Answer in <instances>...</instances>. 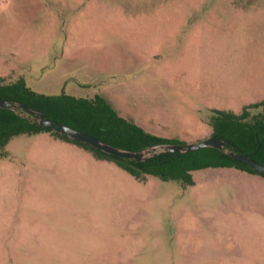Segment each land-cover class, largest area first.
Instances as JSON below:
<instances>
[{
    "label": "rangeland",
    "instance_id": "rangeland-1",
    "mask_svg": "<svg viewBox=\"0 0 264 264\" xmlns=\"http://www.w3.org/2000/svg\"><path fill=\"white\" fill-rule=\"evenodd\" d=\"M0 77L197 142L213 109L264 100V0H0ZM8 151L0 264H264L262 174L140 181L49 132Z\"/></svg>",
    "mask_w": 264,
    "mask_h": 264
},
{
    "label": "trees",
    "instance_id": "trees-1",
    "mask_svg": "<svg viewBox=\"0 0 264 264\" xmlns=\"http://www.w3.org/2000/svg\"><path fill=\"white\" fill-rule=\"evenodd\" d=\"M0 98L20 104L16 110L0 107V158L9 156L8 144L15 136L49 132L56 138L72 141L90 150L99 159L114 161L140 181L153 175L163 180L178 179L184 185L192 184V171L205 168L234 167L262 174L224 150L214 147L191 151H164L142 161L113 155L40 125L38 116L28 111H40L49 118L131 151H142L166 143H181L175 138L151 132L131 118L121 115L101 95L94 98L66 93L47 95L33 90L23 77L9 82L0 77ZM257 108L262 110L252 114L251 110ZM209 124L212 127L211 136L225 139L230 148L264 163V100L245 106L239 114L213 109Z\"/></svg>",
    "mask_w": 264,
    "mask_h": 264
},
{
    "label": "water",
    "instance_id": "water-1",
    "mask_svg": "<svg viewBox=\"0 0 264 264\" xmlns=\"http://www.w3.org/2000/svg\"><path fill=\"white\" fill-rule=\"evenodd\" d=\"M18 105L20 104L17 102L0 98V107L16 110ZM28 111L29 113L38 116V122L40 125L46 128H50L56 132L62 133L73 139L79 140L84 143H88L93 147H96L100 150H103L113 155H118V156L126 157L129 159H135L136 161H142L150 156H153L157 153L164 152V151H170V152L191 151V150H196V149H200L203 147H214V148L224 150L226 153H228L230 156H232L236 160L247 163L257 172L264 174V163L263 162L255 159L251 155L245 154L243 152H238L230 148L229 146H227L225 139L221 137L210 136L206 139L199 140L193 143H166L162 145L152 146L142 151H131V150H127V149L114 146L80 129L74 128L70 125H67L57 120H54L52 118H49L40 111H35L33 109H28Z\"/></svg>",
    "mask_w": 264,
    "mask_h": 264
},
{
    "label": "crops",
    "instance_id": "crops-1",
    "mask_svg": "<svg viewBox=\"0 0 264 264\" xmlns=\"http://www.w3.org/2000/svg\"><path fill=\"white\" fill-rule=\"evenodd\" d=\"M121 115H123V116H125V114H122L121 113ZM127 117V116H126ZM52 135V134H51ZM53 136V135H52ZM231 168H234V167H231ZM236 169H238V168H236ZM239 170H241V169H239ZM195 171V170H194ZM242 171H244V172H248V171H246V170H242ZM193 172V171H192ZM248 173H252V172H248ZM254 174V173H253Z\"/></svg>",
    "mask_w": 264,
    "mask_h": 264
}]
</instances>
